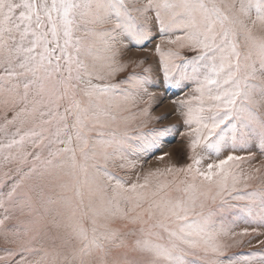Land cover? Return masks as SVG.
Returning <instances> with one entry per match:
<instances>
[{
  "label": "snow or ice",
  "instance_id": "snow-or-ice-1",
  "mask_svg": "<svg viewBox=\"0 0 264 264\" xmlns=\"http://www.w3.org/2000/svg\"><path fill=\"white\" fill-rule=\"evenodd\" d=\"M178 132L190 162L145 170ZM257 152L264 0H0V264H264L229 255L264 235Z\"/></svg>",
  "mask_w": 264,
  "mask_h": 264
},
{
  "label": "rangeland",
  "instance_id": "rangeland-1",
  "mask_svg": "<svg viewBox=\"0 0 264 264\" xmlns=\"http://www.w3.org/2000/svg\"><path fill=\"white\" fill-rule=\"evenodd\" d=\"M179 34V33H177ZM160 42V38L157 37L150 44H147L144 48H131L129 49L122 57V59H132V60H141L147 57L146 63L142 67H147L148 64H155L158 61V55L155 52V45ZM141 68L135 67V65H130L128 69L124 73H121L120 76L127 75L130 72L142 71ZM117 77V79L120 78ZM150 91L162 92V89H150ZM177 93L175 96L169 94L166 98L160 103H154L151 108V115L153 117L166 115L167 118L161 121H152L148 124L147 128L152 127H161L165 125L171 124H182V118L177 114L173 101L179 96ZM143 107V105H141ZM147 128L144 129L147 131ZM185 129L183 127L180 128L179 132H183ZM178 133L175 136H170L166 141L162 142V146L159 151H156L151 157L147 159L144 164L145 170L149 168H163L167 164H176L177 166H181L190 162L188 160V148H187V138L180 135ZM253 151H256L253 149ZM168 153V156H165L163 160H159L158 158L163 154ZM238 155H244V152H237ZM256 160L253 161V165L258 166L261 161H264V157H262L259 152L256 153ZM243 227H249L246 224H240L237 227V231H239ZM264 232V229H261ZM264 240V235L259 236H249L244 238V244L238 248H233L230 250L229 255L233 253L237 254H247L251 251L259 250L261 247H264L258 243V241ZM3 240L0 239V247H3Z\"/></svg>",
  "mask_w": 264,
  "mask_h": 264
}]
</instances>
